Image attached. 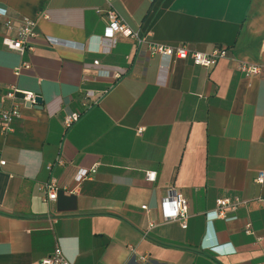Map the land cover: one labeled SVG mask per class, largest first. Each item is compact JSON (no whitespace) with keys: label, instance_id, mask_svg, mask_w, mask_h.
I'll list each match as a JSON object with an SVG mask.
<instances>
[{"label":"crops","instance_id":"crops-1","mask_svg":"<svg viewBox=\"0 0 264 264\" xmlns=\"http://www.w3.org/2000/svg\"><path fill=\"white\" fill-rule=\"evenodd\" d=\"M108 12L150 43L228 56L204 68L125 35L109 46ZM23 19L36 26L20 56L2 39ZM237 60L264 62V0H0V110L20 111L13 132L0 129V264H39L56 248L72 264H263L264 75ZM170 188L188 200L185 229L163 220ZM235 195L247 203L231 219H206Z\"/></svg>","mask_w":264,"mask_h":264},{"label":"built area","instance_id":"built-area-1","mask_svg":"<svg viewBox=\"0 0 264 264\" xmlns=\"http://www.w3.org/2000/svg\"><path fill=\"white\" fill-rule=\"evenodd\" d=\"M109 24L104 29V34L102 40L107 42V45L111 46L115 42V37L117 35H125L134 39L137 43H147V47L151 54L163 55L168 58L175 57L182 60H190L194 65H198L204 68H212L217 62L228 56L227 49L224 47H215L209 52H199L194 50H189L184 46H169V45H159L148 42L145 38H141L138 32L132 31L129 29L122 21L121 17L114 12H108ZM35 26L36 22L32 19H23L21 23L15 27L14 36L7 34L2 39V44L6 46L7 49L16 51L20 56H23L25 50L28 46V40L35 35ZM5 27L8 32H11L14 29L13 23L11 20L5 21ZM52 39L49 38L48 41ZM54 43H56L54 41ZM98 60H94V64H98ZM29 63L22 61L19 68H28ZM236 71L242 73L245 76H261L264 75V62L263 63H253L243 60H237ZM17 91L15 89H10L5 93L6 98H14ZM20 99L23 102H28L30 104L35 103L36 94L28 91L20 92ZM78 112H70L64 116L63 125L65 128L70 127L74 122L78 120ZM20 117V111L17 105H12L10 108L0 110V129L2 133L13 132L11 123L14 119ZM142 131L141 128L138 129V133ZM62 164V160L58 161ZM0 164H4V161H1ZM95 167H92L89 170H81L77 176L76 180L80 181L89 174L95 172ZM146 179L149 181H154L156 177V172L147 171L145 173ZM264 180V172L259 171L255 178L257 183H262ZM44 190L46 192V199L48 201L55 200L59 187L55 179H50L45 185ZM65 193H72L69 189H64ZM259 201L264 206V197L259 198ZM247 203L246 200L240 198L239 196L232 197H223L218 198L215 201V209L210 212L204 213L208 221L214 219H224L229 220L232 216L229 213H234L240 206H244ZM142 209H146L145 205L141 206ZM161 208L164 221H177L181 228L185 229L187 227L188 219V208L189 203L186 197L181 193L177 192L175 189L170 188L166 196L161 201ZM153 226V224H151ZM244 232L246 234H253V229L251 222L247 221L244 226ZM132 258L135 257V252L132 247L129 248ZM143 262H146L147 256L141 255L139 257ZM39 264H72L61 252L59 248L54 249V251L42 258ZM264 264V262H263Z\"/></svg>","mask_w":264,"mask_h":264},{"label":"water","instance_id":"water-1","mask_svg":"<svg viewBox=\"0 0 264 264\" xmlns=\"http://www.w3.org/2000/svg\"><path fill=\"white\" fill-rule=\"evenodd\" d=\"M41 103H42V99H41V97L36 96V98H35V103H34V104L41 105Z\"/></svg>","mask_w":264,"mask_h":264}]
</instances>
